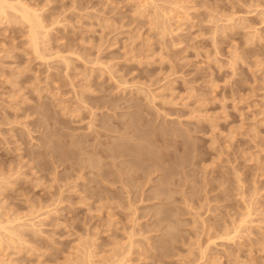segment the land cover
Wrapping results in <instances>:
<instances>
[{
  "label": "rangeland",
  "instance_id": "obj_1",
  "mask_svg": "<svg viewBox=\"0 0 264 264\" xmlns=\"http://www.w3.org/2000/svg\"><path fill=\"white\" fill-rule=\"evenodd\" d=\"M0 4V264H264V0Z\"/></svg>",
  "mask_w": 264,
  "mask_h": 264
},
{
  "label": "bare ground",
  "instance_id": "obj_2",
  "mask_svg": "<svg viewBox=\"0 0 264 264\" xmlns=\"http://www.w3.org/2000/svg\"><path fill=\"white\" fill-rule=\"evenodd\" d=\"M6 4H8V6H7V8H10V9H12V10H14V11H16L17 13H20L21 15H22V18H24L25 19V21H27V23L28 24H30V26H31V28H34V25H36V26H38L39 27V22H41L40 20H39V22L38 21H36V15H35V13H32V10L30 11V9H28L27 8V6H25V5H23L21 2H17L16 4H9V3H6ZM1 5V4H0ZM6 7V6H5ZM2 10V9H1ZM4 11V10H3ZM5 14V13H4ZM37 20H38V18H37ZM38 22V24H36V23ZM40 26H42V23H40ZM44 26V25H43ZM39 28H41V27H39ZM38 29V28H37ZM36 29V30H37ZM39 33V32H38ZM41 36V35H40ZM33 40H34V42L36 41V38H37V33H34V35H33ZM39 42V41H38ZM32 44V43H31ZM36 47L37 48H39L38 47V44L36 43ZM36 50V49H35ZM39 50V49H38ZM128 194V193H127ZM2 221H4V220H2ZM8 224L10 223V221H6ZM12 223V222H11ZM10 223V224H11ZM4 225H5V222H4V224H3V222H0V228H2V229H4ZM5 230V229H4ZM7 232V231H6ZM1 235V234H0ZM1 238V237H0ZM1 242V241H0ZM117 263V262H116Z\"/></svg>",
  "mask_w": 264,
  "mask_h": 264
}]
</instances>
